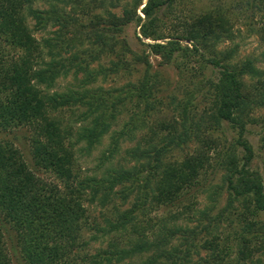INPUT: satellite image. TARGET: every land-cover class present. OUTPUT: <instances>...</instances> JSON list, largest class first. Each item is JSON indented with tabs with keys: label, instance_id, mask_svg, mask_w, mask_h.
I'll return each instance as SVG.
<instances>
[{
	"label": "trees",
	"instance_id": "obj_1",
	"mask_svg": "<svg viewBox=\"0 0 264 264\" xmlns=\"http://www.w3.org/2000/svg\"><path fill=\"white\" fill-rule=\"evenodd\" d=\"M220 5L174 22L176 0H0V264H14L7 224L26 264H264V178L246 136L264 108V68L221 48L234 13ZM151 54L177 69L172 94ZM23 129L32 166L16 143ZM106 136L99 166L120 161L83 175L77 152ZM217 172L222 184L208 179ZM95 204H112L115 219L93 221ZM161 207L172 209L153 216Z\"/></svg>",
	"mask_w": 264,
	"mask_h": 264
},
{
	"label": "rangeland",
	"instance_id": "obj_2",
	"mask_svg": "<svg viewBox=\"0 0 264 264\" xmlns=\"http://www.w3.org/2000/svg\"><path fill=\"white\" fill-rule=\"evenodd\" d=\"M177 2V13H175L174 16H171V21H179V18H177L178 14L183 12V15L190 14L191 12H201L202 10L212 9L217 5L224 4L226 7H229L231 11L234 13L230 15L232 18V23L234 25V36L232 39H226L223 42H221V48L231 47L234 45H238V58H246V57H252L257 60V64L259 67L264 68V38L262 36V28L264 27V11H259L256 8H254L252 5H247L246 2L243 4L245 6H238L237 0H176ZM220 5V6H222ZM224 7V6H223ZM184 9V10H182ZM243 10L244 13L241 16H238L240 14V11ZM255 13V15H254ZM143 16V15H142ZM182 18V17H181ZM137 31H139V28L134 23L130 25L127 28V36L129 37L133 47L137 50H141L143 47L142 42L137 38ZM38 35V34H37ZM146 42H152L150 39H143ZM163 41V40H161ZM187 43V42H186ZM150 60L153 64L152 72L154 75H156V82L159 87L162 88V93L165 95L172 94L175 90L176 84L179 79V73L174 65H164L161 63V58L159 56H155L153 54L150 55ZM156 73V74H155ZM207 77L215 78L218 76V70L217 69H209L206 73ZM72 77L69 76L65 80L60 81V86L64 87L63 85H66L68 81H70ZM107 85V84H106ZM257 117L260 119V122L253 123L248 126V130L246 132V136L248 137L249 141L251 142L253 148L255 157L253 159V162L251 164V167L255 169L256 171H259L260 174L264 178V108L257 111ZM125 116L119 121V125H117L115 128H119L123 121L125 120ZM20 136V139L16 142L17 145L20 147L25 159L30 164V166L33 165L32 161V153H31V140L30 135L31 131L28 129H23L17 132ZM228 137L235 136V132L227 130ZM109 142V136H106L103 140V142L96 146L93 150L90 152L86 148H81L80 151L77 152V157L79 160V168L83 175H97L98 177H101L105 170V167H109L110 165L117 166V162L120 161L121 156H117V158L114 160V165L111 164L109 161H106V164L104 166H99L101 162V157L103 156V150L105 147H107V144ZM136 142L127 141L124 144V147L132 146ZM181 154V152H177ZM134 162H132L133 164ZM132 164H128V166H132ZM38 172V171H37ZM43 177H50V174H46L43 172H38ZM221 176L222 172H217L215 176H213L211 173L208 175V179L212 180L213 184H222L221 183ZM120 186L117 188L119 189ZM211 192H201L196 197V201L198 204L196 205V211L197 209H201L207 203L209 204L211 198H210ZM134 196L131 197V201ZM227 194L226 192H223L222 195H219V199L217 201V208L219 209L223 207L226 203ZM116 201H122V200H116ZM119 203V202H118ZM211 204V203H210ZM172 209L171 207H161L158 210H155L152 215L153 216H161V215H167L168 212ZM92 213V220L100 225H105L107 219H115V214L113 211V205L109 204L106 207L100 206L99 204L92 205L91 208ZM0 221H3V219L0 218ZM180 222H188L187 219L180 218ZM10 225H5L6 227V233L9 236L8 239V247L10 250V254L12 256V260L14 264H26V262L23 260L20 247L18 245V240L15 234V231L10 229ZM89 234V233H88ZM106 245L107 240L100 239L98 244H96L94 247L98 248ZM91 252H94L92 249Z\"/></svg>",
	"mask_w": 264,
	"mask_h": 264
},
{
	"label": "water",
	"instance_id": "obj_3",
	"mask_svg": "<svg viewBox=\"0 0 264 264\" xmlns=\"http://www.w3.org/2000/svg\"><path fill=\"white\" fill-rule=\"evenodd\" d=\"M164 41H166V40H164Z\"/></svg>",
	"mask_w": 264,
	"mask_h": 264
}]
</instances>
